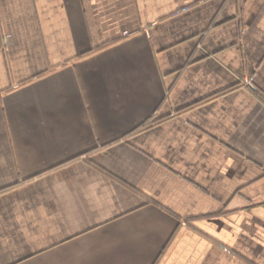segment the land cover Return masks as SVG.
<instances>
[{
	"label": "crops",
	"instance_id": "1",
	"mask_svg": "<svg viewBox=\"0 0 264 264\" xmlns=\"http://www.w3.org/2000/svg\"><path fill=\"white\" fill-rule=\"evenodd\" d=\"M260 95L264 0H0V264H264Z\"/></svg>",
	"mask_w": 264,
	"mask_h": 264
},
{
	"label": "built area",
	"instance_id": "2",
	"mask_svg": "<svg viewBox=\"0 0 264 264\" xmlns=\"http://www.w3.org/2000/svg\"><path fill=\"white\" fill-rule=\"evenodd\" d=\"M252 80H253L252 76H246L244 78V83H246L247 85L251 86L252 85ZM260 97L264 101V96L260 95Z\"/></svg>",
	"mask_w": 264,
	"mask_h": 264
}]
</instances>
